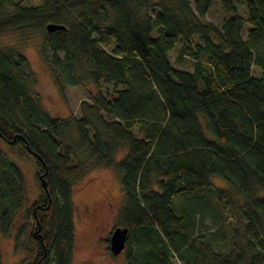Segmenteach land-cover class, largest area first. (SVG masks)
<instances>
[{
    "label": "trees",
    "instance_id": "trees-1",
    "mask_svg": "<svg viewBox=\"0 0 264 264\" xmlns=\"http://www.w3.org/2000/svg\"><path fill=\"white\" fill-rule=\"evenodd\" d=\"M218 1L220 25L206 18L213 0H0V34L44 30L60 88L98 87L79 116H55L25 53L0 48V138L35 158L40 185L30 202L0 149V230L9 235L24 215L25 264H72L73 185L99 166L120 177L128 264H178L175 255L264 264V0H243L246 15L235 0ZM49 22L66 28L48 31ZM177 46L176 61L192 69L169 60ZM184 191L202 192L178 213L172 200ZM226 207L244 222L245 246L217 251L221 231L198 234L196 213L216 208L223 222Z\"/></svg>",
    "mask_w": 264,
    "mask_h": 264
},
{
    "label": "rangeland",
    "instance_id": "rangeland-1",
    "mask_svg": "<svg viewBox=\"0 0 264 264\" xmlns=\"http://www.w3.org/2000/svg\"><path fill=\"white\" fill-rule=\"evenodd\" d=\"M194 1V0H192ZM194 4V2H192ZM238 12L246 15L243 0H235ZM227 16L225 8L218 0H213L206 18L214 24L220 25ZM249 26L246 25L245 32ZM15 46L20 48L28 58V66L34 71L36 84L33 86L40 97L43 106L53 115L67 118L80 115V102L91 100V96L98 92V87L93 82L83 85L65 84L60 88L54 79V67L49 60V47L44 40V30H15L0 34V48ZM179 46L168 53L171 63L180 68L191 66L178 63L176 55ZM187 59V58H186ZM261 69L254 68V73L260 75ZM106 84L103 83V87ZM0 149L22 171L26 180L27 197L31 202L39 194L40 185L37 176V164L35 158L20 149H12L8 143L0 138ZM212 182L217 187L226 186V182L219 176H213ZM73 220H74V250L72 264H128L126 259V247L119 254L110 250V236L118 225V214L123 204L124 192L120 177L113 168L99 166L89 170L81 179L73 185ZM202 191H184L177 193L173 200L176 212L183 206L193 205L194 195ZM195 204V203H194ZM228 221L221 222V216L217 220V209H210L204 213L198 211L197 233L210 237L214 232L216 237L211 241L215 250H227L236 243L239 247L245 246L244 222H237L236 210L232 207L225 208ZM236 216V218H235ZM24 215L19 216L9 235L2 234L0 230L1 264H25L29 253L23 249L27 233L18 235L19 229L25 223ZM222 247V248H221ZM178 264H184L175 255ZM52 264V263H49Z\"/></svg>",
    "mask_w": 264,
    "mask_h": 264
},
{
    "label": "water",
    "instance_id": "water-1",
    "mask_svg": "<svg viewBox=\"0 0 264 264\" xmlns=\"http://www.w3.org/2000/svg\"><path fill=\"white\" fill-rule=\"evenodd\" d=\"M46 28L48 31H54L56 29L66 28V26L64 24L58 23V22H49V23H47ZM40 177L42 180V184H43L44 188L46 189L47 188L46 180L43 178L42 175H40ZM128 234H129V227L128 226L117 225L113 229L111 236H110V250L114 254H119L126 247Z\"/></svg>",
    "mask_w": 264,
    "mask_h": 264
}]
</instances>
